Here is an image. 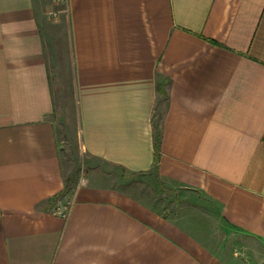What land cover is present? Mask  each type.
I'll list each match as a JSON object with an SVG mask.
<instances>
[{"label": "crops", "instance_id": "0c3cea01", "mask_svg": "<svg viewBox=\"0 0 264 264\" xmlns=\"http://www.w3.org/2000/svg\"><path fill=\"white\" fill-rule=\"evenodd\" d=\"M58 58L87 157L199 192L264 244V0H0V264H239L117 190L68 181Z\"/></svg>", "mask_w": 264, "mask_h": 264}, {"label": "rangeland", "instance_id": "374dc122", "mask_svg": "<svg viewBox=\"0 0 264 264\" xmlns=\"http://www.w3.org/2000/svg\"><path fill=\"white\" fill-rule=\"evenodd\" d=\"M63 68V59L58 58L52 66L54 105L51 117L61 140V164L70 183L74 186L92 183L117 190L191 231L227 261L264 264V244L230 227L221 218L219 205L214 200L199 192L171 188L172 185L160 181L153 170L131 172L100 158L87 157L79 140L71 73ZM158 105L156 113L160 114L164 99Z\"/></svg>", "mask_w": 264, "mask_h": 264}, {"label": "built area", "instance_id": "2783aa9c", "mask_svg": "<svg viewBox=\"0 0 264 264\" xmlns=\"http://www.w3.org/2000/svg\"><path fill=\"white\" fill-rule=\"evenodd\" d=\"M66 0H53L54 3H63L65 2ZM57 14H58V10L56 9H52L50 10L48 13H47V17L51 20H56V17H57Z\"/></svg>", "mask_w": 264, "mask_h": 264}, {"label": "trees", "instance_id": "16d2710c", "mask_svg": "<svg viewBox=\"0 0 264 264\" xmlns=\"http://www.w3.org/2000/svg\"><path fill=\"white\" fill-rule=\"evenodd\" d=\"M158 146H159L158 139L155 137V140H154V156H155V159H156L157 154H158Z\"/></svg>", "mask_w": 264, "mask_h": 264}]
</instances>
